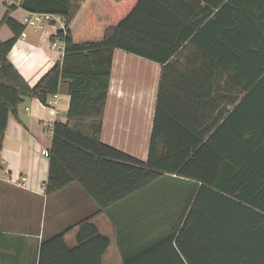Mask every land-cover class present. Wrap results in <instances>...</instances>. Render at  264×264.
Instances as JSON below:
<instances>
[{"label":"trees","instance_id":"1","mask_svg":"<svg viewBox=\"0 0 264 264\" xmlns=\"http://www.w3.org/2000/svg\"><path fill=\"white\" fill-rule=\"evenodd\" d=\"M83 1L19 0L25 11L63 21L52 37L64 43L62 59L33 86L7 57L26 26L10 15L17 5L7 7L0 25L12 35L0 40V150L23 99L45 104L64 86L69 106L66 121L52 124L44 188L50 195L76 183L96 204L72 226L76 248L96 244L102 264L109 239L93 219L114 221L111 210L126 200L128 213L162 217L146 232L167 233L170 242L177 235L183 256L189 238L202 234L211 252L264 247V0H135L125 14L103 2L114 21L88 9L71 29ZM115 49L162 67L145 161L100 138ZM67 231L41 248L71 252Z\"/></svg>","mask_w":264,"mask_h":264},{"label":"crops","instance_id":"2","mask_svg":"<svg viewBox=\"0 0 264 264\" xmlns=\"http://www.w3.org/2000/svg\"><path fill=\"white\" fill-rule=\"evenodd\" d=\"M12 1L0 0V21ZM133 1L119 0L117 4L112 0H84L70 28L77 26L88 9L100 20L114 21L103 8V2L106 5L112 2L120 14H125ZM28 14L17 5L10 15L23 23ZM58 18L42 29L25 26L7 55L30 86L62 59L63 41L57 39V47L51 46L52 37L62 27L63 21ZM11 35L6 25H0V40ZM161 68L157 62L121 49L113 52L100 138L141 161L148 157ZM68 106L69 95L62 86L54 106H47L37 98H25L16 115L8 117L0 150V264H96L98 246L76 248L78 227L72 228L95 213L96 204L76 183L50 195L44 188L48 158L42 150L50 148L52 124L66 121ZM22 176L26 178L24 185L17 184ZM128 204L126 200L111 210L114 221L105 214L93 219L99 232L109 239L102 264H125L124 259L129 264H264L261 243L244 252H211L203 234L189 238L183 256L175 243L177 235L171 243L167 233L146 232L147 224L158 223L162 217L137 216V211L128 213ZM67 229L63 239L71 252L47 244L41 248L44 241Z\"/></svg>","mask_w":264,"mask_h":264},{"label":"built area","instance_id":"3","mask_svg":"<svg viewBox=\"0 0 264 264\" xmlns=\"http://www.w3.org/2000/svg\"><path fill=\"white\" fill-rule=\"evenodd\" d=\"M12 4L18 5L19 4V0H13ZM59 20L58 16H55L53 14L50 13H37V12H29V14L24 18L23 23L26 26H33L36 29H42L44 28V26L47 23H50L54 20ZM63 26V23H62ZM57 39L55 38L52 40V47L56 48L57 47ZM59 40V39H58ZM58 99V93H54L52 96H50L45 105L47 106H54L56 104V101ZM49 132L52 133V126L49 129ZM42 154L44 156H48V149H43L42 150ZM26 178L24 176H22L19 180V182H17V184H23L25 183Z\"/></svg>","mask_w":264,"mask_h":264}]
</instances>
